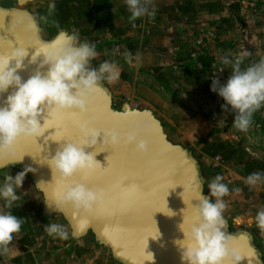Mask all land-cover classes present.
Instances as JSON below:
<instances>
[{
	"label": "clouds",
	"instance_id": "1",
	"mask_svg": "<svg viewBox=\"0 0 264 264\" xmlns=\"http://www.w3.org/2000/svg\"><path fill=\"white\" fill-rule=\"evenodd\" d=\"M125 4L131 22L145 16L155 17L151 0H125ZM41 53L44 59L39 68L24 82L18 70L24 67V60L28 56L26 49L18 47L9 54H0V94L12 89L0 106V160L14 156V145L20 137L35 139L42 136L49 129V120L62 112L76 110L81 115L85 114L89 109L90 98L98 91H106L102 85L115 83L120 77L119 67L114 61L106 60L98 68L92 67L91 61L98 53L95 45L87 41L74 44L71 38L62 37L53 45H44L39 52L33 54L29 63H35ZM124 56L128 58L130 53L126 52ZM243 59L244 57H237L233 61L223 56L222 63L231 65V75L225 83H221L218 76L212 77L210 90L223 99L221 108L225 112L234 113L233 126L247 131L252 125L253 114L264 107V57L242 68ZM45 66L46 74L39 70ZM45 110L50 118L42 116ZM41 119L44 120L43 124ZM93 124V119L81 122L79 131L82 139L79 142L62 144L55 155L45 162L53 174L65 181L58 194L57 203L54 204L57 209L58 206L70 205L78 211L92 213L104 206V190H93L72 180L78 173H94L101 167L95 159L96 153L85 151L86 148L97 145L98 138L100 145H110L113 148L135 145V150L141 154L148 151V141L141 138L147 130L142 126L134 125L120 133L116 129H99ZM33 171V168L27 167L15 177L11 174L5 175L3 183L0 184V200L4 202L5 209H11L20 199L16 190L21 189L26 174ZM223 180L224 177L217 174L208 183L209 197L214 198V201L200 194L199 203L193 206L196 222L189 230L185 232L182 224L180 225L184 240L176 243L183 250L181 259L186 264H225L226 261L240 264L241 257L229 247L231 237L224 231L227 228L223 215L227 208L224 197L230 194V189ZM244 183L250 189L264 184V173L253 172L245 178ZM137 191L136 185H130L124 195L132 197ZM232 191L240 193L241 189L235 188ZM168 212V216L175 215L169 209ZM255 223L264 232V208L257 212ZM22 224V218L11 211L0 210V255H8L15 234L21 231ZM45 231L54 239L69 238V232L61 224H47ZM157 231L158 236L154 239L160 236L158 229Z\"/></svg>",
	"mask_w": 264,
	"mask_h": 264
},
{
	"label": "rangeland",
	"instance_id": "2",
	"mask_svg": "<svg viewBox=\"0 0 264 264\" xmlns=\"http://www.w3.org/2000/svg\"><path fill=\"white\" fill-rule=\"evenodd\" d=\"M48 1L28 4L23 9L39 15L41 10H46ZM159 3L162 5L155 9L159 30L154 33V47L151 44L147 52L153 50L160 61L152 66L154 73H144V82L150 83L162 99L171 121L164 131L168 140L188 150L198 162L204 194L209 197L208 183L217 174L232 189L231 171L241 172L245 178L253 172L264 173V107L253 114L250 128L241 131L233 126L234 113L225 112L221 108L223 99L210 90L212 77L218 76L225 83L231 75V65L222 63L223 56L233 61L244 57L242 68L264 57V0H159ZM1 6L17 8L10 1L2 2ZM44 13L48 22L49 14ZM44 30L43 38H49L51 24H46ZM122 106L113 102L114 110L119 111ZM25 178L38 199L37 207L43 211L41 194L27 175ZM254 188L258 200L238 205L224 197L227 208L223 215L231 235L248 233L250 227L240 222L236 225V221L252 209L257 213L264 208V184ZM53 216L70 233L64 219ZM85 239L100 252L99 264H120L107 248L96 243L92 234ZM20 242L30 244L28 238ZM17 243L19 240L14 239L11 247ZM253 245L264 263V239L253 241Z\"/></svg>",
	"mask_w": 264,
	"mask_h": 264
},
{
	"label": "water",
	"instance_id": "3",
	"mask_svg": "<svg viewBox=\"0 0 264 264\" xmlns=\"http://www.w3.org/2000/svg\"><path fill=\"white\" fill-rule=\"evenodd\" d=\"M5 1L15 3L17 8H4L1 3ZM44 1L46 0H0V54H9L14 48L26 46V42L30 44L25 48L28 56L24 60V67L18 70L22 82L34 75L39 68L44 59L43 53L37 57L35 63L29 61L44 45H53L62 37L71 38L74 43L73 36L65 32L58 33L51 40L43 39L40 24L23 7ZM39 70L46 74L47 66ZM102 87L106 91H98L89 101V107L94 104L93 111L96 113V118L100 119L97 127L116 129L123 133L134 125L142 126L147 130L141 138L148 141V151L146 154H141L135 150V145L116 148L100 145V138L97 145L86 148L85 151L96 153L95 159L101 167H107L108 162H114L117 172L126 171L135 174L133 178L149 189L168 179L169 183L176 187L168 190V194L163 197L164 204L159 210H153L154 201H145L134 208L121 206L118 209L114 208L110 201L92 213L78 211L70 205L58 206L57 209L54 204L57 203L64 181L53 174L45 163L55 155L62 144L66 143L65 140L59 141V134L55 133V128H49L42 136L36 137L37 145L21 142L19 145L21 156L18 158L14 149L12 158L0 160V171L10 167L19 171H24L27 167L33 168L35 171L26 175L42 196L43 214L61 216L67 223L73 239H81L92 234L96 243L107 248L118 263L186 264L181 259L183 250L176 243L184 240L180 225L182 224V229L187 232L188 221L196 219L193 206L199 203L200 194L208 197L204 194L199 164L188 150L168 140L161 123L150 111L131 108L128 104H124L119 111L114 110L109 90L104 84ZM11 92L12 89L9 88L0 94V106ZM87 115H89L88 111L84 114L85 118ZM42 116L47 117V110ZM62 119L64 117L61 116L52 118L53 121ZM43 123L44 120L41 119V124ZM33 149H35L34 155H23ZM127 184L126 181L125 186ZM166 202L167 208L175 215L165 214ZM168 209L167 213H169ZM149 222L156 231L159 230L160 236L158 239L148 238L145 242L147 253L145 255L140 251V237L149 230L145 227ZM224 231L231 237L229 247L241 257L240 264H264L249 233L242 231L231 235L228 224ZM225 264H230V261H226Z\"/></svg>",
	"mask_w": 264,
	"mask_h": 264
},
{
	"label": "crops",
	"instance_id": "4",
	"mask_svg": "<svg viewBox=\"0 0 264 264\" xmlns=\"http://www.w3.org/2000/svg\"><path fill=\"white\" fill-rule=\"evenodd\" d=\"M159 4L162 5L159 0H151V8L154 11ZM45 11L50 17L48 22L45 19ZM156 13L155 11L154 18L145 16L131 22L125 0H49L46 10H41L39 15L33 16L40 24L42 37L44 26L51 24L52 34L49 38H43L45 40H51L58 33L65 32L73 36L74 44L83 41L94 44L98 56L91 61L92 67L98 68L99 64L106 60L116 62L120 70L118 81L104 84L111 94L112 101L121 105L129 104L138 110L150 111L165 131V128L171 126V121L166 115L162 99L151 88L150 83L144 82V73H154L152 66L158 65L160 61L153 50L147 52L152 43H155L152 42L154 33L159 30L160 22ZM126 52L130 53L128 58L124 56ZM19 172L21 171L13 167L0 171V184L3 183L5 175L11 174L15 177ZM230 176L232 189H241L240 193L230 189L227 198L232 203L238 202L240 205L248 200H258L257 189H248L244 183L245 176L241 172L233 170ZM16 192L20 199L13 207L5 209L4 202L0 200V208L23 219L21 231L15 234L19 243L13 248L10 247L7 256L0 255V264H99L100 252L85 237L74 240L69 233L67 240H61L47 234L45 225L60 223L56 217L44 215L37 207L38 199L26 178L21 189ZM253 211L252 209L247 216L239 218L236 225L239 222L242 226L248 225V233L253 241H258L264 239V232L256 227L253 216L257 213ZM25 238L30 240V244L20 242Z\"/></svg>",
	"mask_w": 264,
	"mask_h": 264
},
{
	"label": "snow or ice",
	"instance_id": "5",
	"mask_svg": "<svg viewBox=\"0 0 264 264\" xmlns=\"http://www.w3.org/2000/svg\"><path fill=\"white\" fill-rule=\"evenodd\" d=\"M30 44L26 42V46L23 48H26ZM94 104L89 107L87 117L85 118L84 114L81 115L76 110H68L65 112H62L59 116L64 117L62 120H56L53 121L52 119L49 120V124L47 125L48 128H55L56 132L58 133V139L65 140L66 142H79L82 137L79 131V124L83 122L84 120L93 119L94 124L93 126L96 128L98 122L100 119L96 118V113L93 111ZM99 129H106V128H99ZM21 142L24 144L27 142L30 145H37L36 140L31 137H20L17 142L14 149L17 151L18 158L21 156V152L19 150V145ZM25 154L34 155L35 149L29 150ZM135 174L126 172V171H119L116 170V165L114 162H108L107 167H98L97 171L90 174H82L78 173L74 177H72V180L77 183L85 184L90 189H102L105 192V205H107L110 201L112 202V206L114 208H120L121 206L125 208H134L138 206L139 204L149 201L155 202L154 209L153 210H159L161 208V205L164 204L163 197H165L168 194V190L170 188H173V186L169 183L168 179H165L162 183L157 185L156 187H153L151 189L147 188L145 185H142L137 180H135L134 177ZM128 182V184L125 186V182ZM65 183V181H64ZM130 185H136L138 188V191L133 195L132 197H125L124 191L130 186ZM165 214L167 213V206H165ZM196 221L189 220L187 224V228L191 227L193 223ZM149 230L146 231L143 235L140 237V251L143 252L145 255L146 253V247L145 242L148 241V238H156L158 236V232L153 228L149 222L148 225H146ZM150 260V257H149Z\"/></svg>",
	"mask_w": 264,
	"mask_h": 264
}]
</instances>
